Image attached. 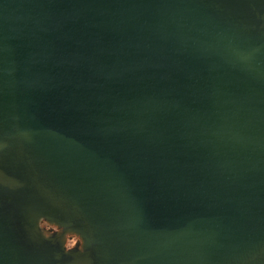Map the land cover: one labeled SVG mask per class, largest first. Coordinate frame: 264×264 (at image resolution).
Instances as JSON below:
<instances>
[{
    "label": "water",
    "instance_id": "1",
    "mask_svg": "<svg viewBox=\"0 0 264 264\" xmlns=\"http://www.w3.org/2000/svg\"><path fill=\"white\" fill-rule=\"evenodd\" d=\"M0 264H264V0H0Z\"/></svg>",
    "mask_w": 264,
    "mask_h": 264
},
{
    "label": "flooded vegetation",
    "instance_id": "2",
    "mask_svg": "<svg viewBox=\"0 0 264 264\" xmlns=\"http://www.w3.org/2000/svg\"><path fill=\"white\" fill-rule=\"evenodd\" d=\"M42 227L49 234H53V233L58 232V229L56 227L49 226L46 223H43ZM70 244H72V246L68 247V245H70ZM66 246H67V249L69 250V249H72V248H75V247H79L80 246V242H79L77 237L68 236V240H67V245Z\"/></svg>",
    "mask_w": 264,
    "mask_h": 264
},
{
    "label": "rangeland",
    "instance_id": "3",
    "mask_svg": "<svg viewBox=\"0 0 264 264\" xmlns=\"http://www.w3.org/2000/svg\"><path fill=\"white\" fill-rule=\"evenodd\" d=\"M79 240V239H78ZM79 242L81 243V241L79 240ZM72 246V244L68 245V247Z\"/></svg>",
    "mask_w": 264,
    "mask_h": 264
}]
</instances>
